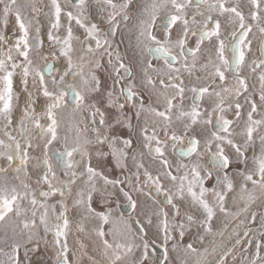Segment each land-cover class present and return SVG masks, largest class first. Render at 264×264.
Returning <instances> with one entry per match:
<instances>
[{"label": "snow or ice", "instance_id": "6c2138e0", "mask_svg": "<svg viewBox=\"0 0 264 264\" xmlns=\"http://www.w3.org/2000/svg\"><path fill=\"white\" fill-rule=\"evenodd\" d=\"M247 4L246 13L238 0H142L133 15L134 0H48L43 7L0 0V159L8 167L19 160L17 178L29 160L37 169L34 182L0 181V224H12L0 238V264H32L41 243L56 249L55 264H79L69 237L74 225L84 231L83 220L92 222L102 256H89L91 264H161L157 240L166 261L169 243L176 250L193 229L203 244L219 214L238 223L227 236V225L215 233L219 243L202 252L187 243L185 252L197 264H209L208 256L214 264H264V210L250 211L257 201L264 208V40L255 56L250 38L253 29L264 37V0ZM133 21L141 82L155 104L145 103L112 39ZM105 64L110 85L96 71ZM144 113L154 119L140 125ZM94 156L115 159L123 178ZM134 192L151 201L142 217L121 211V197L138 207Z\"/></svg>", "mask_w": 264, "mask_h": 264}, {"label": "rangeland", "instance_id": "374dc122", "mask_svg": "<svg viewBox=\"0 0 264 264\" xmlns=\"http://www.w3.org/2000/svg\"><path fill=\"white\" fill-rule=\"evenodd\" d=\"M19 2L22 4L30 5L32 0H19ZM141 2H142V0H134L135 7L133 8V15L136 14V11L138 10L139 4ZM238 2L242 4V6L245 9V12L247 13V7H248L247 0H238ZM47 3H48V0H38V6L42 7L44 4H47ZM27 11H28V14L30 16L33 15L31 7H28ZM40 21H41V25H42V34H43L48 29V19H47V17H45L43 15V13L40 14ZM13 23H14V21L12 19H10L9 28H8V32H7L8 35L12 34ZM62 23H63V19H62ZM134 24H135V21L131 22L126 27L127 28V36H128V40H129L128 43H131L130 41H132V42L135 41L134 39L131 38V37H135V32L132 33V29H131V27L135 28ZM124 30H125V27H124ZM61 32H63V29H61ZM74 33L76 35L82 37L83 30L78 29L74 25ZM250 38L253 41V55L258 56L259 55L258 48H259L262 36L256 29H253V33L250 34ZM114 45H116L115 41H114ZM77 47H79V45H77ZM46 48H47V39L45 37V49ZM135 55H138V53ZM129 59L130 60L132 59L130 54H129ZM132 61H133V63L129 62L128 65L130 67H132V69H133V72L135 74L136 83L138 84V86H141L142 82H141V58H140V54H139V58L135 57L132 59ZM96 71H97V75L101 78L102 82H107L109 85L111 84V79H110L111 68L109 66H107L105 64L104 67L97 69ZM244 71L247 72V69H245ZM196 74H201V73H196ZM70 79L71 78H69V80ZM17 82H18V78H17ZM251 83L253 85H255L256 88L259 87L258 81L256 80L255 77H251ZM29 87L31 90V83H30ZM16 90L18 92L20 91L19 88H17ZM141 90H142L144 98H145V103L146 104L149 103V97H151V102L153 104H155L156 95L151 90L150 86L143 84L141 86ZM35 94L37 97L40 96V93H38V92ZM255 98L257 99V101H259L258 93H257ZM23 101H24V96H23V94H21V99L19 102L21 109L23 108ZM15 115L17 117L20 115L19 109L16 111ZM85 115H87V113H85ZM129 115H131V113H129ZM146 119L151 122L154 119V117H152L148 113L142 114L140 117V125H142L144 120H146ZM132 122H133V125L136 126V128H137V131L133 132L131 134L132 139H133V147L138 148L139 141H140V137L138 135V129H139L140 125L137 124L135 119H133ZM121 131L128 132V129L122 128ZM36 135H38V133H36ZM0 139H6L3 136L2 131H0ZM93 147H95V145H93ZM29 151H30V155L33 157L40 155L39 149H36V150L30 149ZM103 151L107 152L108 151L107 147H105L103 149ZM256 151H259L258 145H257ZM249 156H251V150L249 151ZM77 159H79V157H77ZM144 162H145V166L147 168H149V170L154 171V169L157 167V165L154 164L147 155H145ZM35 163H36L35 160H29V163L27 165V174L25 172H24L25 174H23V171H21L19 173V178H17V173L15 172V168L19 165V163L14 162L11 165V167H8L6 161H4L3 159H0V167L8 168L7 172L0 173V181L7 178L8 182L10 184L19 185L20 180H25L27 182V181H29V178H31V181L34 182V180L36 178V174H37V169H35V167H34ZM93 163L99 164L101 166L102 170H107L109 173H112L114 171L115 175L123 178L121 175L120 169L118 167H116L115 159H113L112 157H110V156H100V157L94 156ZM128 163H129V166L131 167L132 165H131L130 160L128 161ZM141 179L143 180V177H141ZM133 196H134V198L137 199L138 207L135 210L131 209V211L129 213L134 214V215L139 214L140 217H142L143 212L146 211L148 208H151V206H152L151 201L147 200L144 197V195L140 194V193L134 192ZM230 196H231V194H230ZM56 199H58V197L52 198L49 202L50 203L55 202ZM96 199H99V197L97 196ZM69 203H70V201H69ZM121 203H128V202L126 200H124L123 197H121ZM26 205H27V202H25V206ZM228 206L233 211L236 210V206H234L232 204L231 199L229 200ZM239 207H243V204H240ZM262 210H264V208L260 207L259 201H257L256 204H254L252 206V208L250 209V211H257V212L262 211ZM129 213H125V214H129ZM29 215H31L30 212H29ZM219 216H220V219L217 221H214V225H215L214 234L206 235L203 244H200L199 241L196 239V229H193L191 235H189V234L185 235L184 241L181 242L180 246L176 250H172L171 242L169 243V245H168V249H169L168 259L166 261L164 259L161 264H183V261H185V260L187 261V264H197V260H198L197 255L185 252L184 245L187 243H193L194 246L200 248L201 252H202L203 248L209 247L212 241L215 240L217 243L220 242V240H221L220 236L215 234L217 231L223 230L225 225H227V231L225 232V236H227L232 231V229L236 226V224L238 223L237 220H234L230 217H224L223 214H219ZM240 219H244V216H241ZM81 223H82V226L84 228V231L83 232L77 231L76 227L74 225L72 234L69 237V247L72 249V252L75 253V258L79 261V264H91V261L88 259L89 256L94 257V259L97 261L102 260V256L100 255V252L98 251V242H97V239L95 237V233L92 231V228H93L92 222L90 220H83V221H81ZM258 224H259V218L257 219V226H258ZM11 228H12L11 222H9L8 224H0V238L4 237L6 231L8 232L9 235H11ZM47 239L49 241H51L53 239L51 234L48 235ZM156 243L164 249V247L161 245L159 240H157ZM81 244L84 245L83 248H81ZM55 253H56V249L53 247V245L51 243H49L47 246H45L43 243H41L38 252L33 254L30 257V259L32 261V264H55ZM215 259H216L215 256H208L207 257L209 264H214Z\"/></svg>", "mask_w": 264, "mask_h": 264}, {"label": "flooded vegetation", "instance_id": "af4514ba", "mask_svg": "<svg viewBox=\"0 0 264 264\" xmlns=\"http://www.w3.org/2000/svg\"><path fill=\"white\" fill-rule=\"evenodd\" d=\"M131 29H132V33L135 32V28L131 27ZM131 38L135 40V37H131ZM112 39H113V41H115L116 46H118L119 54L121 55V57L123 58V60L126 64H128L129 62L133 63L132 59L135 57L139 58V50L135 46L136 40L134 42L130 41L131 43H128L129 40H128V36H127V28L126 27L124 30V26H122L120 32L115 37H113ZM137 53H138V55H135ZM129 54L132 57L131 60L129 59ZM68 99H69V101H71V96H69Z\"/></svg>", "mask_w": 264, "mask_h": 264}, {"label": "water", "instance_id": "95a60500", "mask_svg": "<svg viewBox=\"0 0 264 264\" xmlns=\"http://www.w3.org/2000/svg\"><path fill=\"white\" fill-rule=\"evenodd\" d=\"M262 40H264V37L261 38V41ZM121 204H122V208H121L122 211H124L125 213H129L131 211L132 208L128 205V203H121ZM156 248L158 249L157 255L160 257L162 263L164 260V249L161 246H159L157 243H156Z\"/></svg>", "mask_w": 264, "mask_h": 264}, {"label": "bare ground", "instance_id": "6f19581e", "mask_svg": "<svg viewBox=\"0 0 264 264\" xmlns=\"http://www.w3.org/2000/svg\"><path fill=\"white\" fill-rule=\"evenodd\" d=\"M38 111H39V108L37 109ZM13 154L15 155V151L13 150ZM15 163H19V160L17 159L16 161H15ZM23 174H25L24 173V171H23ZM77 233V232H76ZM79 238V237H78Z\"/></svg>", "mask_w": 264, "mask_h": 264}]
</instances>
